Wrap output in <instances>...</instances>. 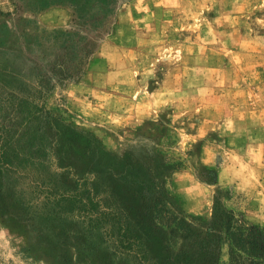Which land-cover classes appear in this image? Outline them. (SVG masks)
I'll list each match as a JSON object with an SVG mask.
<instances>
[{
    "label": "rangeland",
    "instance_id": "obj_1",
    "mask_svg": "<svg viewBox=\"0 0 264 264\" xmlns=\"http://www.w3.org/2000/svg\"><path fill=\"white\" fill-rule=\"evenodd\" d=\"M111 2L87 53L84 0H0V264H145L146 187L175 249L168 217L264 227V0ZM115 177L127 250L85 205Z\"/></svg>",
    "mask_w": 264,
    "mask_h": 264
},
{
    "label": "trees",
    "instance_id": "obj_2",
    "mask_svg": "<svg viewBox=\"0 0 264 264\" xmlns=\"http://www.w3.org/2000/svg\"><path fill=\"white\" fill-rule=\"evenodd\" d=\"M111 4V0H84V5L79 7L77 18L82 29L91 24V31L84 38L85 52H90L93 46L90 35L95 34L98 37L103 33L106 22L114 12ZM67 70L58 65L51 68V73L60 79H67L70 77ZM19 174L26 176L31 172L20 169ZM119 178H108L99 183V192L94 193V198L87 199L85 205H95L102 211L103 216L108 217L112 228H117L119 239L129 241L122 245L123 250H127L135 243L130 241L134 233H130L128 219L122 217L125 210L121 207L125 205L119 201L124 200L129 205H135L143 200V191H139L138 185L131 179L124 178L122 181ZM165 209L162 200L155 198L153 191L146 187L145 264H221L224 247H228L229 264H264V227L247 224L234 212L223 210L221 207L214 210L211 218L196 219L194 223L168 217L167 222L175 226L182 240L178 249H175L169 245L165 231L159 230L155 223L157 216H161Z\"/></svg>",
    "mask_w": 264,
    "mask_h": 264
}]
</instances>
